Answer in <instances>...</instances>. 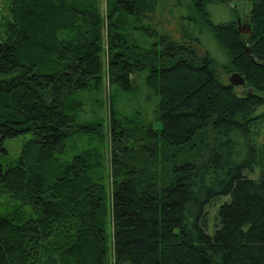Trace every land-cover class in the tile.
Returning <instances> with one entry per match:
<instances>
[{"label":"trees","instance_id":"obj_1","mask_svg":"<svg viewBox=\"0 0 264 264\" xmlns=\"http://www.w3.org/2000/svg\"><path fill=\"white\" fill-rule=\"evenodd\" d=\"M230 1L190 0L197 34L180 43L140 37L157 0H107L106 16L100 0H9L0 15V264H264V0L248 35L238 19L213 22L208 7ZM202 31L221 55L199 54ZM219 57L253 92L223 82ZM139 94L151 121L131 108ZM26 135L5 166L4 141ZM222 197L210 235L207 207Z\"/></svg>","mask_w":264,"mask_h":264},{"label":"rangeland","instance_id":"obj_2","mask_svg":"<svg viewBox=\"0 0 264 264\" xmlns=\"http://www.w3.org/2000/svg\"><path fill=\"white\" fill-rule=\"evenodd\" d=\"M256 0H231L230 5H210L208 7L209 12L212 16V20L214 23H227L231 21H235L238 19V28H241L242 31L247 27L246 20L249 19L251 10L253 8V4ZM190 0H157L156 9L154 13L148 14L144 20V25L142 26V34L145 31H149V33L145 36L140 35V37H144V41L148 36H154L155 38H159V36L168 35L172 39L183 42L184 35L190 33H194L193 24L190 20L191 12L188 9V4ZM9 3V0H0V15L2 12H5L6 7ZM101 9L103 15L106 16L107 12V0H100ZM237 21V20H236ZM240 22V25H239ZM154 32V33H153ZM203 37L201 34L198 33L199 39L202 41L203 44L201 45H194L197 48L200 55H204L206 52H210L212 56H217V54L221 55V49L214 41L212 36L204 31ZM197 34V32H195ZM211 36V37H210ZM106 37V33H105ZM148 41L152 42V39L147 38ZM187 39V38H186ZM105 38V43L106 42ZM203 45H206V47ZM106 57L108 58L107 54ZM219 75L225 84H229V79L231 78L232 74L237 73L231 71L228 67V59L225 57H219ZM105 89L102 94L104 100V110L103 115L106 118H109V95L112 91V87L109 85L108 78H105ZM235 91L238 94H244L247 91H250L249 88L246 86L243 87H236ZM141 94L135 99V103L131 105V108L140 109L141 108V115L148 121H151L153 115L150 112V108L142 107L141 104ZM156 128H160V126L156 125ZM32 137L31 135L20 136L15 139H8L4 141V147L8 152V155H5L2 158V162L5 166L11 165L15 163L18 157L21 154L23 145L30 140ZM256 143L258 146H264V127H261L259 134L256 137ZM104 152L106 154L107 162L105 163L106 169L108 171L111 168V156H112V149H111V136L109 131H106L105 137V144H104ZM259 171L256 170L254 173H247L249 178H258ZM110 179L108 178V183ZM229 197H222L207 207V230L210 235L214 234L215 229L218 227L219 221L217 218V213L220 206L229 201Z\"/></svg>","mask_w":264,"mask_h":264},{"label":"water","instance_id":"obj_3","mask_svg":"<svg viewBox=\"0 0 264 264\" xmlns=\"http://www.w3.org/2000/svg\"><path fill=\"white\" fill-rule=\"evenodd\" d=\"M240 25V22H239ZM239 31L241 34L243 35H248L251 33V29L247 28L246 31H242L241 28H239ZM246 51L251 54L252 50L249 48H246ZM253 59V58H252ZM229 82L232 86L234 87H243L246 86V80L239 74V73H234L232 74L231 78L229 79ZM250 92H253V90L251 89Z\"/></svg>","mask_w":264,"mask_h":264},{"label":"flooded vegetation","instance_id":"obj_4","mask_svg":"<svg viewBox=\"0 0 264 264\" xmlns=\"http://www.w3.org/2000/svg\"><path fill=\"white\" fill-rule=\"evenodd\" d=\"M248 27H246L243 31H246Z\"/></svg>","mask_w":264,"mask_h":264}]
</instances>
